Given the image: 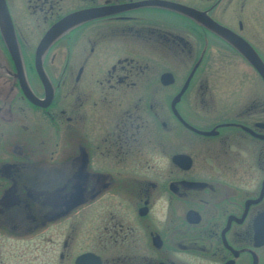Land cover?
<instances>
[{
	"label": "flooded vegetation",
	"instance_id": "flooded-vegetation-1",
	"mask_svg": "<svg viewBox=\"0 0 264 264\" xmlns=\"http://www.w3.org/2000/svg\"><path fill=\"white\" fill-rule=\"evenodd\" d=\"M69 14L48 100L36 47ZM247 53L264 69V0H0V264H264Z\"/></svg>",
	"mask_w": 264,
	"mask_h": 264
},
{
	"label": "water",
	"instance_id": "water-1",
	"mask_svg": "<svg viewBox=\"0 0 264 264\" xmlns=\"http://www.w3.org/2000/svg\"><path fill=\"white\" fill-rule=\"evenodd\" d=\"M78 16H80V14H69V15L63 17L62 19H60L55 24H53L47 30V32L45 33V35L43 36V38L40 40L39 44L36 47V54H35L36 69H37V73H38V75H39V77L43 83V86L45 88L46 98H48V100H49L50 95H51V90H50L51 88H50V85L47 81V78H46V76H45V74H44V72L40 66L41 53L57 36H59V34H61L63 31H65L67 28H69L76 21ZM11 55H12L13 60L15 61V64L17 66V77L19 80V85H20L24 95L32 103H34L36 105L45 106L48 101L45 100L44 102H42L41 100L37 99L29 90V88L25 82V79L23 77L21 68L18 66L19 58H18V54H17L16 49L11 50ZM245 56H247L248 59H250L252 61V64L257 68L259 73H261L262 76L264 77V69H263L262 65L260 64L259 60L257 59V57L253 53H250V54L247 53ZM165 78H166V80H170L171 75L167 74L165 76ZM177 98H178V96L175 98V101L177 100ZM76 195L77 194H72L70 196V198L66 202V208H72L81 202V198L76 197Z\"/></svg>",
	"mask_w": 264,
	"mask_h": 264
},
{
	"label": "rangeland",
	"instance_id": "rangeland-1",
	"mask_svg": "<svg viewBox=\"0 0 264 264\" xmlns=\"http://www.w3.org/2000/svg\"><path fill=\"white\" fill-rule=\"evenodd\" d=\"M37 116H35V114H29V119L32 118V120H29L33 125V127H36V122L37 120L33 119V118H36ZM28 138V141L29 143L31 144H36L38 142V138L34 135H30V136H26ZM22 139V135L21 133H19L18 131H13L12 133V144H15V143H19ZM28 183H31L33 185H35L36 181L35 180H28ZM30 239H34V238H29ZM28 264H30L28 262Z\"/></svg>",
	"mask_w": 264,
	"mask_h": 264
}]
</instances>
